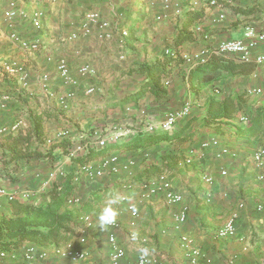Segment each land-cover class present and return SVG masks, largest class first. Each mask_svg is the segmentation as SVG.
<instances>
[{
	"label": "crops",
	"instance_id": "1",
	"mask_svg": "<svg viewBox=\"0 0 264 264\" xmlns=\"http://www.w3.org/2000/svg\"><path fill=\"white\" fill-rule=\"evenodd\" d=\"M177 1L182 12L174 15L169 10L159 20L156 16L162 12V0L38 2L35 5L45 8L46 17L42 28L37 30L28 18H17L12 27L9 26L3 16L6 0H0V65L5 60H15L24 66L27 75V84L23 86L0 69V88L11 95L7 107L0 109V127L18 119L23 121L17 131L0 133V188L8 192L34 190L35 193L28 199L17 195L12 200L0 194V216H20L23 214L21 206L26 204L45 206L53 185L71 180L77 173V163L89 160L95 151L69 160L65 155L66 147L79 142L95 128L114 125L129 133L111 144V151L103 153L101 150V155L93 160L112 153H119L123 159H135L131 174L120 171L95 180L80 177L76 188L83 202L68 206L64 200L60 209L71 215L72 220L67 224L68 238L59 244L37 246L51 249L67 241L76 242L84 226L82 216L90 215L92 226L85 229L86 242L82 245L88 251L89 264H109V233H114L124 248L120 264H135L141 249L150 256L148 264H186L185 251L179 243L181 232L189 234L215 264H264V213L254 209L256 202H264V184L256 178L259 168L252 160L254 150L264 147V92L248 93L251 88L264 90V62H242L230 55L211 54L206 63L187 69L182 60L164 53L165 48L177 54L189 53L213 48L220 40L239 39L246 24L261 29L264 27V0H218L216 6L200 2L196 7H189V0ZM23 6L27 10L33 7L31 4ZM89 9H99L103 17L118 24V28L127 27L128 37L123 48L118 45L119 30L115 28L110 39L92 34L67 40V35L78 29ZM221 12L224 18L214 21ZM10 30L25 39L37 40L38 49L26 50L12 42ZM255 51L264 53L261 48ZM122 54L124 57L120 58ZM59 57L67 61L72 76L78 80L75 96L66 109H61L56 100V95L66 90L55 68ZM164 61L165 95L157 98L145 93L133 99L147 81V73L139 65ZM83 63L96 68L95 80L78 75L77 68ZM44 73L50 77L46 89L40 81ZM90 85H95L97 92L85 94V88ZM185 102L190 104L189 113L167 131L171 140L141 148L121 145L131 140L136 135L133 130L145 121L139 109L145 110L149 120L155 122ZM240 116H246L247 121H240ZM35 122L39 123L38 127ZM63 128L71 130L70 139L52 145L44 143L46 137ZM209 139H217L219 145L201 150L200 143ZM8 145H17L21 152L35 154L10 159ZM221 146L227 147L230 153L217 157L215 154ZM186 158H190L189 163L185 162ZM173 164L177 172H172L169 178L172 188L181 193L188 207L187 219L180 230L173 229V215L179 205L167 204L161 193L141 198V188L136 181L148 171L155 176L161 172L170 175L166 168ZM220 168L227 170L225 176H220ZM53 169H62L65 181L56 177L42 188V182ZM205 173L214 177L213 183L202 181ZM129 180L134 183L125 187L124 183ZM121 195H126L127 201L135 205L137 218L130 216L126 201L119 198ZM240 200L244 201V208L239 211L237 231L251 239L247 250H242L235 238L219 239L214 235ZM109 212L112 215L102 220ZM112 220L118 222V228L108 226ZM130 233H134L136 239L131 238ZM148 235L155 236V242L142 244L140 238ZM28 243L33 242L25 240L9 251L0 250L5 253L0 257V264H24L22 250ZM13 253L15 257H11ZM29 264L75 263L51 254Z\"/></svg>",
	"mask_w": 264,
	"mask_h": 264
},
{
	"label": "built area",
	"instance_id": "2",
	"mask_svg": "<svg viewBox=\"0 0 264 264\" xmlns=\"http://www.w3.org/2000/svg\"><path fill=\"white\" fill-rule=\"evenodd\" d=\"M59 0H6V8L4 9L3 16L6 23L12 27L13 22L17 18H28L30 25L39 30L42 28L43 21L46 17L45 8L42 6H36L35 3L51 4ZM200 2H204L210 6H216L218 0H189V7H196ZM31 4L33 7L27 10L23 5ZM162 12L156 16V19H161L166 15L169 10L174 15H179L182 12V6L177 0H162L161 2ZM224 18V13H219L214 21L219 22ZM113 28L119 30L118 45L120 48L124 47L125 39L128 37L127 27H119L118 24H113L108 19L103 17L99 9L87 10L81 18L80 24L76 31H73L67 35V40H73L78 36H88L94 34L100 39H110L112 36ZM197 29H200L197 28ZM204 37H207L205 34ZM9 39L20 45L26 50H37L39 42L37 40H29L21 37L15 30H10ZM261 48L264 50V27L257 29L251 24H246L243 27L242 37L239 39H224L220 40L213 48H206L205 50H198L194 52H182L177 54L171 48H165V55L172 58H179L185 63L187 69L200 64H204L208 61L211 54L230 55L242 62L254 61L258 64L264 62V53L255 51ZM124 55H120L123 58ZM48 60L51 57L47 58ZM55 68L62 84L66 87L62 93L56 95L58 106L61 109H66L69 106L70 100L75 96V88L78 85V80L71 74L67 61L59 57L55 60ZM1 72L10 77H15L18 83L23 86L27 84V75L25 68L22 64L15 60H5L0 65ZM77 73L80 77L90 78L95 80L98 76L96 68L88 63H83L77 68ZM50 77L47 73L40 76L41 85L46 89ZM97 92L95 85L87 86L84 90L85 94H93ZM264 90L261 88L248 89V93L258 94L263 93ZM11 100L9 92L0 88V109H5ZM129 108V107H128ZM190 110V104L185 102L179 108L167 111L163 118L158 121H150L149 116L143 109H139L140 116L145 119L142 121L138 128L133 130L134 133H154L157 131H169L171 130L176 122L188 115ZM240 121L246 122V116H240ZM23 124V121L18 119L9 126L0 127V133L15 132ZM128 130H123L119 126H108L103 128H95L82 136L81 140L77 143H73L66 147L65 155L69 160H75L80 156L90 152V150H101L106 148L108 145L114 144L121 137L127 135ZM72 132L68 128L57 130L53 135L45 138L44 143L52 145L60 142L64 139H70ZM217 139L204 140L200 143V149L204 150L211 146H218ZM229 150L225 146L219 147L216 152L217 157H221L224 154H229ZM232 154V153H231ZM234 155V154H232ZM252 160L258 166L259 171L256 175L258 181L264 184V147H258L252 153ZM186 163L190 162V158L185 159ZM135 165V159L133 157L122 158L119 153L105 154L99 157L98 160H82L77 163V173L71 178V190L65 198V204L68 206H75L83 202L82 195L77 191V184L80 181V177H85L89 180L99 179L105 176H112L120 171L131 174L132 167ZM220 176H225L227 170L225 168L219 169ZM60 178L65 181L66 174L62 169L51 170L44 181L42 182V188H45L48 184L54 180V178ZM203 182L207 184L213 183L214 177L210 174H203L201 176ZM64 183V182H63ZM63 183H57L56 185L60 188ZM130 180L124 183L125 187H129ZM37 192V191H36ZM161 193L164 200L169 205H179L178 209L174 212V223L173 229L180 230L182 225L187 219V205L183 202L181 193L172 188L171 180L164 172L158 173L151 179H145L142 181V188L140 197L149 198L154 194ZM0 194L6 195L9 200L14 199L17 195L22 198H30L34 193V190H23L19 193L15 191H6L4 188H0ZM121 201H126V209L128 210L132 218L138 217V211L133 203L127 201L126 195H121ZM244 208V201L240 200L237 202V206L230 212L225 221L219 226L214 235L216 238H235L241 243L242 250H247L250 246V238L238 234L237 221L240 217L239 211ZM255 211L264 213V202H257L254 206ZM83 228L82 232L78 235L77 241H67L61 245H54L52 248L39 247L34 243H28L23 247L22 259L25 261L24 264H29L32 261L44 260L51 254L56 255L60 258L67 259L75 264H89L86 260L88 257V251L82 247L86 242L85 229L92 226V219L90 215H83ZM108 226L112 229L119 227L116 220L108 222ZM131 238L136 239L134 233H130ZM142 244L146 242V238H140ZM107 242L110 247L108 261L109 264H120V260L124 255V248L119 244V241L114 233L107 235ZM180 246L185 251L186 264H215V262L206 256L200 247H198L193 238L185 233L181 232L179 235ZM5 255L4 252H0V257ZM11 257H15V254H11ZM150 256L144 249H141L135 264H148Z\"/></svg>",
	"mask_w": 264,
	"mask_h": 264
},
{
	"label": "trees",
	"instance_id": "3",
	"mask_svg": "<svg viewBox=\"0 0 264 264\" xmlns=\"http://www.w3.org/2000/svg\"><path fill=\"white\" fill-rule=\"evenodd\" d=\"M166 61L155 65L142 63L139 65L143 72L147 73V81L133 95V99L140 98L145 93H151L155 97H163L166 93L162 79L167 74L165 70ZM131 98V99H132ZM39 123L35 122L38 127ZM167 131L160 133H138L134 137L123 142L126 148H141L150 146L163 140H171ZM21 142L18 140V143ZM19 145V144H18ZM10 159H21L34 155L35 152H21L19 146L8 145ZM157 170V169H156ZM155 171V170H154ZM70 179L60 188L53 185L50 199L45 206L22 205L20 216H0V250L9 251L22 241L33 242L38 245L59 244L68 237L67 224L72 220L66 210L60 211L63 201L71 190Z\"/></svg>",
	"mask_w": 264,
	"mask_h": 264
},
{
	"label": "rangeland",
	"instance_id": "4",
	"mask_svg": "<svg viewBox=\"0 0 264 264\" xmlns=\"http://www.w3.org/2000/svg\"><path fill=\"white\" fill-rule=\"evenodd\" d=\"M42 6V5H41ZM111 145L110 146H108L107 148H105V149H101V150H104L103 151V153L104 152H109V151H111ZM101 150H95V151H93L91 154H90V156H89V160H93V159H95V158H97L99 155H101ZM167 170H168V172L170 173V175L168 174V178H171L172 176H173V173L174 172H177V170L175 169V165L173 164L172 166H170V167H167L166 168ZM173 172V173H172ZM155 176V174H154V172H150V171H148V174H143V175H139V178L136 180L138 183H137V185L140 187V188H142V181L143 180H145V179H151V178H153ZM134 182L133 181H131V183L130 184H133ZM259 202V201H258ZM257 203V202H256ZM73 236H75V234L72 232L71 233V237H73ZM146 238V244L148 243V244H151V242H155V236L153 237L152 235H148V236H146L145 237ZM251 240V239H250ZM148 254V253H147ZM151 254H154V253H151Z\"/></svg>",
	"mask_w": 264,
	"mask_h": 264
},
{
	"label": "clouds",
	"instance_id": "5",
	"mask_svg": "<svg viewBox=\"0 0 264 264\" xmlns=\"http://www.w3.org/2000/svg\"><path fill=\"white\" fill-rule=\"evenodd\" d=\"M111 215H112V213H111V212H109V213H108V215H106V216L102 217V220H107V219L109 218V216H111Z\"/></svg>",
	"mask_w": 264,
	"mask_h": 264
}]
</instances>
